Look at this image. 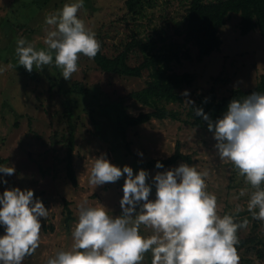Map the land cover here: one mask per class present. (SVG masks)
<instances>
[{
	"label": "rangeland",
	"instance_id": "374dc122",
	"mask_svg": "<svg viewBox=\"0 0 264 264\" xmlns=\"http://www.w3.org/2000/svg\"><path fill=\"white\" fill-rule=\"evenodd\" d=\"M66 2L72 0H0V67L12 65L0 74V159H5L0 165L16 169L12 176L0 173L8 181L7 185L0 183V193L6 188L33 189L50 210L47 220L41 218V246L25 264H46L58 251L70 250L71 231L78 219V205L83 201L87 200V206L102 203L114 210L110 214H120L124 178L98 188L88 183L92 163L101 154L121 168L132 167L134 174L141 168L147 170L149 183L156 172L181 163L207 170L208 191L217 195L220 214L229 213L240 204L244 209L240 218L247 216L250 220L248 228L239 232L240 239L250 241V246L238 247L240 264H264V257L258 252V249L264 251V222L253 220L247 212V195L239 200L234 198L248 186L232 165L219 160L213 148V134L207 128L170 117L136 126L126 124L125 115L151 110L128 95L146 85L150 78L148 71L141 77L118 75L100 70L94 60L81 56L79 71L70 81H65L61 70L54 65L34 68L32 73L19 66L15 54L17 39L25 38L38 49L44 48L45 16ZM189 3L190 0H145L139 12L133 13L128 10L126 0H84V8L78 13L97 38H102L108 54L115 53L117 47L133 36L155 41L158 49L172 40L182 43L192 58L173 60L169 70L191 72L195 80L179 88L180 93L185 90L190 93L183 103L166 105L178 110L183 118L187 117L189 106L185 99L195 101L199 92L210 95V89L215 90L219 99L235 88L255 86L264 73V36L259 29L241 34L237 12L231 13L220 30L221 48L199 60L197 47L183 33ZM136 53L131 55L132 64L138 63ZM74 82L83 83L87 93L70 90ZM106 104L109 106L99 107ZM69 110L73 111L72 119L76 123L72 155L77 185L68 176V144L62 141L63 137L67 138ZM118 117L126 127V134L117 128ZM178 146L191 155L192 162L181 160L165 169L145 166L153 157L170 156ZM154 198L153 187L150 199ZM3 234L4 228L0 226V235ZM144 264H150V254Z\"/></svg>",
	"mask_w": 264,
	"mask_h": 264
},
{
	"label": "clouds",
	"instance_id": "9594fccd",
	"mask_svg": "<svg viewBox=\"0 0 264 264\" xmlns=\"http://www.w3.org/2000/svg\"><path fill=\"white\" fill-rule=\"evenodd\" d=\"M82 8L84 0H72L45 16L44 48L18 38L19 66L32 73L34 68L54 65L70 81L79 71L81 56L94 60L101 42L79 18ZM9 67H0V74ZM181 95L187 98L190 93L185 90ZM185 103L192 106L195 101L185 99ZM192 108L213 134L219 160L232 165L248 186L234 198L247 195V212L253 220L264 222V93L253 91L243 100L233 98L215 120L202 107ZM155 167L165 166L157 161ZM0 173L12 176L16 169L0 165ZM4 176L0 183L7 185ZM149 176L143 168L134 174L128 165L113 164L106 154L96 157L88 183L98 188L124 178L121 212L112 215L114 210L102 203L87 206V200L83 201L71 231L70 250L58 251L46 264H144L149 254L150 264H240L239 232L248 228L250 220L240 218L244 210L240 204L220 214L217 195L208 191L207 170L181 163L156 172L151 183ZM153 187L155 198L150 199ZM49 211L33 189L6 188L0 193V226L4 228L0 264H25L36 253L41 246V218L47 220Z\"/></svg>",
	"mask_w": 264,
	"mask_h": 264
},
{
	"label": "trees",
	"instance_id": "16d2710c",
	"mask_svg": "<svg viewBox=\"0 0 264 264\" xmlns=\"http://www.w3.org/2000/svg\"><path fill=\"white\" fill-rule=\"evenodd\" d=\"M145 0H126L128 10L137 13L139 7H142ZM232 12L240 15L239 29L241 34H247L251 30L259 29L264 36V0H190L185 15V37L188 42L193 43L198 49V59L202 60L209 56L213 51L220 49L223 38L220 35L221 28L231 17ZM101 42V51L94 59L97 67L105 72H111L123 76L141 77L144 72L148 71L149 79L146 85L138 90L131 91L128 95L151 110L141 111L137 115H125L124 120L130 126H136L152 119L172 118L184 120L186 123L207 128L206 122L202 117L194 114L192 107H202L205 113L209 114L212 119L220 118L226 111L228 103L234 98L243 100L246 95L253 91L264 93V73L261 74L259 82L249 88H235L231 94L217 98L214 89H210L208 95L205 92H199L195 104L188 106L185 118L181 117L180 112L176 109L168 108L167 103L184 102V96L181 95L179 88L187 84H192L195 75L191 72L170 71L171 62L173 60L181 61L183 58L190 59L192 54L187 49H183V44L179 41L172 40L161 49H158L156 42L153 40L142 41L135 36L123 43L121 47H117V51L108 54L104 49L102 38H97ZM138 52V53H136ZM138 54L136 61L130 62L132 54ZM61 75L57 77L58 82ZM77 93H87L88 89L81 82H74L70 89ZM207 101V102H205ZM109 104L99 106L107 107ZM73 111L69 110L67 138L63 137L62 141L68 144L67 171L74 185L78 184V177L73 163V150L75 148V131L76 123L72 119ZM119 127L126 134V127L121 123L118 117ZM129 144L127 143V147ZM181 160L192 162V157L188 153L180 150V146L176 151L168 157H153L149 159L145 166L147 168H156V162L160 161L164 164V168L169 167ZM5 159H0L4 162ZM71 212V210H69ZM69 213L68 218L71 217ZM240 245H249V239H240ZM260 257H264L263 249H258Z\"/></svg>",
	"mask_w": 264,
	"mask_h": 264
}]
</instances>
